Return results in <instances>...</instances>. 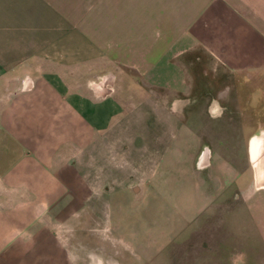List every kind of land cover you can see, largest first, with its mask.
<instances>
[{"label": "crops", "instance_id": "1", "mask_svg": "<svg viewBox=\"0 0 264 264\" xmlns=\"http://www.w3.org/2000/svg\"><path fill=\"white\" fill-rule=\"evenodd\" d=\"M182 126L264 251V0H0V264L154 263Z\"/></svg>", "mask_w": 264, "mask_h": 264}, {"label": "rangeland", "instance_id": "2", "mask_svg": "<svg viewBox=\"0 0 264 264\" xmlns=\"http://www.w3.org/2000/svg\"><path fill=\"white\" fill-rule=\"evenodd\" d=\"M193 65L197 67L199 63L194 62ZM148 124L151 127L147 126L144 130L147 133L154 130L156 136H147L145 145L162 149L167 144L164 133L167 127L159 126L151 119L147 120ZM180 124L177 123L178 126ZM191 124L195 126V123ZM186 131L187 128L182 126L173 139V158L170 161L177 168L171 173V178L161 183L160 187L149 185L150 199L144 205L142 220L147 226L148 222L155 220L156 210L161 214L156 232L159 229L164 232L156 236V240L158 236L160 238L162 249L156 251L154 263L148 264H264V251L260 250V242L253 231L255 224L249 218L245 203L235 205L236 217L230 215V208L224 211L223 196L218 191L212 167L199 169L190 160L192 149L200 141L189 137ZM140 157L137 152L127 155L131 162ZM203 199H210L215 207L210 205L189 220L187 217L192 214V209ZM175 210L186 218H178L177 223L173 215ZM171 232H174L173 236Z\"/></svg>", "mask_w": 264, "mask_h": 264}]
</instances>
